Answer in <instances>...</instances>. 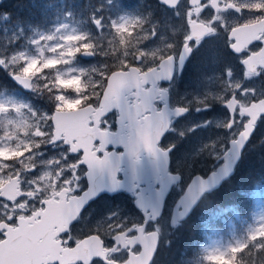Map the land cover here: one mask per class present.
Instances as JSON below:
<instances>
[{
    "label": "rangeland",
    "instance_id": "obj_1",
    "mask_svg": "<svg viewBox=\"0 0 264 264\" xmlns=\"http://www.w3.org/2000/svg\"><path fill=\"white\" fill-rule=\"evenodd\" d=\"M56 1L61 13L53 3L52 19L46 24L49 31H42L31 24L0 21V75L7 80L21 75L33 81L31 94L14 86L0 89L1 188L16 178L27 182L34 192L51 186L54 181L60 185L65 183L61 164L54 166V153L46 151V140L51 137L49 128L52 127L54 112L75 110L85 92H89L88 96L96 97L101 91L99 87L104 73L100 66L103 64L99 65L98 61L89 64L78 62L76 57L82 48H97L99 42L93 44L96 42L93 39L95 36L97 40L106 38L111 43L118 42L117 64L124 68L129 60H136L140 55L147 61H156L163 52V46L171 51V36L181 43L184 26L191 20V15L185 14L189 11L186 7L182 6L176 14L169 15L157 0H137L129 5L123 0H89L91 3L86 0ZM67 1L68 5L71 4L69 11H73L68 15ZM233 1L246 7L258 5L260 10H264V0ZM156 16L164 21L163 27L155 22ZM192 19L197 20V16L194 15ZM219 20L226 28L227 20L220 14L216 21ZM72 21L83 24L84 32ZM175 25L179 29H175ZM215 26L218 27L217 24ZM219 29L222 34L224 28ZM219 42H223L220 37L212 44L218 45ZM201 53L205 58L216 57L202 47ZM241 87L238 69L217 66L209 68L198 82L191 83L190 89L179 94L178 98L174 95V100L195 106L194 109L190 107L194 110L193 115L175 126L169 138L171 141L178 140L180 152L175 165L184 171L186 184L194 176L207 175L218 168L229 142L238 135L240 128L228 129L230 114L225 104L230 91H241ZM263 139L259 140L261 144L264 143ZM40 145L43 146L41 150ZM7 158L11 162L5 166L2 159ZM12 165L20 167L12 169ZM74 177L79 182L80 179ZM184 188L185 185L175 191L164 219L152 228L161 231L164 236L167 234L168 239L171 237L169 234L184 228L173 231L169 226L171 209ZM254 192L256 208L251 220L244 225L241 222L240 230L233 229L229 224L231 236L228 240L208 235L210 240L201 246L204 264H234L235 254L248 249L249 244H264V186H258ZM130 206L133 207L128 199L122 201V230L128 229L129 223L136 218ZM4 213L5 207L0 205V215ZM137 220H140L138 213Z\"/></svg>",
    "mask_w": 264,
    "mask_h": 264
},
{
    "label": "flooded vegetation",
    "instance_id": "obj_2",
    "mask_svg": "<svg viewBox=\"0 0 264 264\" xmlns=\"http://www.w3.org/2000/svg\"><path fill=\"white\" fill-rule=\"evenodd\" d=\"M39 1L40 0H0V21L10 20L12 22L16 21L18 24H31L36 28H40L42 31H49V27L44 29L41 28L42 25L39 21L41 10ZM86 1L91 3L89 0ZM32 2L37 4L34 10ZM158 4L160 5L159 2ZM229 5H235L241 10L229 9L215 11L211 6V0L204 1L196 7H192L189 0H182L179 7L175 10H169L160 5L168 11L169 15L176 14V12L184 6L189 10L185 12V14L191 15V20L189 24L186 22L184 26L181 43H178L175 37L171 36L173 45L172 50H167V46H163V52L158 56V59L153 62L147 61L145 57L140 55L136 57V60H129L127 66L122 68L117 64L116 58L119 52L118 42L114 41L111 43L109 39L106 38L97 40V36H95L93 39H95L96 42L93 44L97 45V42H99L97 48L94 50L82 48L78 52V55H76L78 62H86L89 64L98 61L99 65L101 63L103 64L100 66L104 73L103 77H101V85L99 87L101 91L98 93L96 91V97H93V95L88 96L89 92H85L82 102L75 109H88L87 115L84 118L88 130L91 131L93 135H99L100 133L106 132L115 133L119 128V110L115 109L106 116L101 115L103 109L101 104L108 79L112 74L127 72L131 68H134L139 73V76L147 75L154 70L159 72L163 62L172 60L174 62L172 82L168 83L165 81L156 87V92L158 94L154 103L156 111H161L168 102L172 109H188V117L192 116L195 106H188L180 100L179 102L174 100V95L178 98L179 94L188 91L190 89V84L198 82L200 76L206 74L209 68H215L217 66L236 68L242 79L241 91L235 89L230 91L229 100L225 104V108H227V112L234 114L233 116L230 114L228 129L235 130V128H240L238 133V135H240L250 121L247 111L252 106L264 102V10H260L258 5L252 4L246 7L241 6L240 3L233 0H220V7ZM70 9L71 4L69 3L67 15L68 12H73L69 11ZM219 14L222 15V18L227 20L225 22L227 25L226 28L223 22L220 20L218 22L216 21ZM194 15L197 16V20L192 19ZM25 17L32 18L22 19ZM71 19L73 20V17H71ZM155 22H159L160 27L164 26V21H160L159 16L155 17ZM71 23L76 22L72 21ZM76 24L79 25L81 29H84L83 24L79 22ZM216 24L219 28H224L222 34L221 30L215 26ZM257 24L260 26L259 30L261 32L254 35L253 38L251 37V39L248 38L249 41L245 42L246 45L240 54L234 53L233 47L235 48L237 42L235 39H230L232 34H234L233 32L241 27H249ZM197 25H201L202 29L208 30V34L199 40L195 39L196 35H193L191 29L192 26ZM176 28L179 29L175 25V29ZM218 29L220 30L219 35H217ZM188 35L189 37L187 38ZM218 37H220L223 42H219L218 45H213L212 41ZM185 38L188 39L186 42H184ZM170 43L171 42H169L168 45ZM201 47L212 52L216 57L205 58L201 53ZM83 52L90 53L92 58L82 60L81 54ZM189 53H191L190 58L185 65L180 68L182 55ZM3 79L4 77L0 75V89L7 88L4 85L5 81ZM142 82L143 80H141V83ZM151 88L150 85L143 86L141 92L149 91ZM138 94V90H134L131 93L134 97L130 100V106L133 108L143 105L142 100L135 97ZM186 97L187 99L189 98V96ZM228 105L229 107L230 105L233 107L234 112L231 111L232 109L229 111L230 108H228ZM149 115V112L144 113L143 117L139 118V120L142 121ZM186 119L187 118L174 120L168 135L161 143V148L163 150L172 149V167L170 173L173 175H181L183 178H185L184 171L180 170L175 165L180 152V148L177 145L178 140L177 142L175 140L171 141L169 138L173 134L174 127L185 122ZM49 131L51 137L46 140L48 141L46 151L54 153V166L58 167L61 164L65 183L60 185L54 181L51 183V186L39 192H34L29 188L27 182L16 178L6 183L3 188L0 187V205L5 207V213L0 215V244L6 242L7 235L13 231H20L24 241L26 239L27 242H32V233L34 232L37 234V241L34 247L36 251L38 250V254H41V256H39V264H64L62 260L64 252L73 250L79 243L87 239L96 238V241L102 246V253L105 256V260L95 259L91 264L126 263L131 250L123 249L121 245H117L116 238L130 232L125 238L126 242H128L136 236L134 230L144 223L142 214L134 207L135 194L127 195L119 193L113 196L101 195L89 203L71 225L66 224L65 227L59 228L56 221L59 205H62L63 201L68 204L74 199H80L89 189L87 178L88 166L87 164L85 165V157L86 161H91L96 165L105 158L107 153L116 151V153L120 154L122 150L106 149L104 144L96 137L88 141V143L91 142V145L85 149L75 148L77 144L76 141L67 145L64 135H62L61 139H56L55 143V128L53 123ZM263 132L264 116H261L255 124V133L251 142L253 143L256 139H258V141L263 139ZM237 136L233 140H235ZM39 148L41 150L43 146L40 145ZM222 159H220L219 162H221ZM2 162L7 166L11 160L8 158L2 159ZM19 167L20 166H11L12 169H18ZM74 175L80 179L79 182L75 181ZM179 187L180 186L174 187L173 191H176ZM6 189L8 190L9 196L5 194ZM171 196L172 193L167 200V204H169ZM126 199L133 205V207H130L133 209L132 212L136 218L129 223L130 227L128 229L122 230L121 226L123 222L121 221L122 212L120 210L122 201ZM137 213L140 220H137ZM29 245L24 247L25 250L23 249L24 251L22 252L24 255L33 253ZM32 245L31 243L30 246ZM138 251L140 252L139 248H135L133 253L139 254L137 253ZM53 256L54 258L52 259ZM58 256L62 261L57 260ZM42 260H45V262H41ZM77 264L84 263L78 262Z\"/></svg>",
    "mask_w": 264,
    "mask_h": 264
},
{
    "label": "water",
    "instance_id": "obj_3",
    "mask_svg": "<svg viewBox=\"0 0 264 264\" xmlns=\"http://www.w3.org/2000/svg\"><path fill=\"white\" fill-rule=\"evenodd\" d=\"M181 1L158 0L162 6L171 10L177 9ZM189 1L192 7H196L207 0ZM219 1L211 0L213 10H240V8L233 5L220 8ZM258 26L257 24L241 27L233 32L234 34H232L230 39H235L237 42L235 48L233 47L234 53L240 54L246 45L245 42L249 41L251 36L253 38L254 35L261 32L259 30L260 26ZM191 29L197 40L204 38L208 34V30L202 29L201 25L192 26ZM190 56L191 53L182 55L180 68L185 65ZM82 58L89 59L91 55L85 53ZM161 67L163 68L160 72L154 70L142 76H139V73L132 68L129 72L116 73L110 77L101 104L103 108L101 115L106 116L115 109L119 110L121 116L119 128L116 134L100 133L97 138L102 140L105 148H114L115 150L121 148L123 153L117 155L113 152L107 155L100 165L89 168L87 174L89 180L88 191L80 199H74L68 204L63 201V204L59 205L56 217L58 227L63 228L66 224L71 225L87 205L101 195L113 196L119 193L130 194L140 191L139 194L135 195V208L141 212L144 218L143 225L134 230L136 236L128 242H126L125 238L130 232L116 238L117 245H121L123 249L131 250L130 256L124 264L153 263L158 252L160 238L157 232L148 233L146 229H148L149 225L156 224L162 218L167 198L171 194L173 186L180 182L179 176L169 175L170 151L164 152L160 148V144L170 131L172 120L187 116L188 111L185 109L172 110L168 102L160 112L156 111L154 107L158 97L156 87L165 81L168 83L172 82L174 62L172 60L165 61ZM12 79L14 83L27 93L33 91V82L30 78L17 75ZM141 80H143L142 83ZM146 85H150L152 87L151 90L141 92L142 87ZM134 90H138L139 94L135 97L142 100L143 108L141 105L135 108L130 106V100L134 97L131 93ZM228 108H230L229 111L231 109L233 111L231 105L230 107L228 105ZM87 112L88 109H80L73 112H55L52 120L55 128V143L56 139H61L62 135H64L67 145L76 141L75 148L85 149L90 146L91 142L88 143V141L95 137V134L93 135L88 130L86 122H84ZM147 112L150 115L140 121L139 118H142L143 114ZM230 114L231 116L234 115ZM247 114L250 121L237 140L230 143V148L224 157L223 164L207 178L201 176L193 178L185 194L175 205L170 221L172 228L186 221L206 195L219 190L225 182L234 176L235 170L254 136L255 124L261 116H264V102L252 106L247 111ZM127 123L128 125H126ZM121 168L125 169L121 171ZM120 174L124 178L122 181L118 180ZM15 233L18 232L16 231ZM10 236L8 235V240ZM9 241L12 242V239ZM36 241L37 234L33 232V245H29L33 253L30 255H22L20 250L24 248L21 243L25 241L21 237L15 238L13 248L7 247V244H5L7 242H5L2 245L3 248L2 246L0 247V264H39L38 261L41 254H38V250L36 251L34 247ZM135 248L140 249L138 255L133 253ZM95 259L105 260L102 246L96 241V238L83 241L73 250L64 252L62 257L64 264H77L78 262L91 264ZM57 260L62 261L59 256ZM41 262H45V260Z\"/></svg>",
    "mask_w": 264,
    "mask_h": 264
},
{
    "label": "trees",
    "instance_id": "obj_4",
    "mask_svg": "<svg viewBox=\"0 0 264 264\" xmlns=\"http://www.w3.org/2000/svg\"><path fill=\"white\" fill-rule=\"evenodd\" d=\"M39 2L41 8L39 21L41 28L44 29L48 27L47 22L52 19L53 3L58 12L61 11L59 3L55 0ZM36 5L32 2L33 10ZM29 18L32 17L22 19ZM3 80L5 87L14 86L10 80L5 78ZM258 186H264V143L255 140L233 179L215 194L214 199H209L199 207L185 224L186 227L171 233L169 239L161 241L154 264H204L201 246L210 240L207 238L208 235L215 239L226 237L231 230L229 224L232 228L240 227L241 222L251 220L256 208L254 189ZM233 263L264 264V244H249L248 249L235 254Z\"/></svg>",
    "mask_w": 264,
    "mask_h": 264
},
{
    "label": "snow or ice",
    "instance_id": "obj_5",
    "mask_svg": "<svg viewBox=\"0 0 264 264\" xmlns=\"http://www.w3.org/2000/svg\"><path fill=\"white\" fill-rule=\"evenodd\" d=\"M216 259H220L219 257H216Z\"/></svg>",
    "mask_w": 264,
    "mask_h": 264
}]
</instances>
